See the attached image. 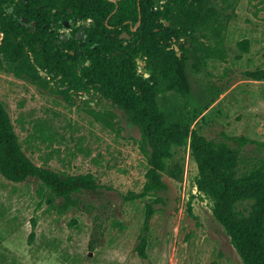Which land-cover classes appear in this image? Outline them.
<instances>
[{"label":"rangeland","instance_id":"rangeland-1","mask_svg":"<svg viewBox=\"0 0 264 264\" xmlns=\"http://www.w3.org/2000/svg\"><path fill=\"white\" fill-rule=\"evenodd\" d=\"M208 7L221 12L225 58L208 57L198 67L188 58L185 91L161 81L156 101L169 121L184 119L207 138H226L236 165L246 169L264 160V79L249 75L264 69V0H208ZM2 37L0 32V44ZM243 39L247 51L238 45ZM183 41L176 35L168 44L178 55L175 46ZM137 71L148 72L144 57H138ZM39 74L19 72L0 53V101L22 150L35 164L64 175L92 173L103 188L82 199L52 196L49 202L51 193L41 198L35 177L13 181L0 172V264H243L211 201L197 189L189 139L173 146L164 162L166 187L157 193L161 202L145 234L147 257H141L145 198H123L146 180L141 126L104 95L71 90L45 71Z\"/></svg>","mask_w":264,"mask_h":264},{"label":"trees","instance_id":"trees-1","mask_svg":"<svg viewBox=\"0 0 264 264\" xmlns=\"http://www.w3.org/2000/svg\"><path fill=\"white\" fill-rule=\"evenodd\" d=\"M220 15L208 7V0H166L159 6L154 0H0V53L7 62L30 77H39L43 70L71 90L100 93L126 109L141 126L148 145L146 180L140 191L123 198H145L137 245L143 258L147 257L145 234L161 202L157 193L166 187L164 162L172 156L173 146L189 139L198 168L197 189L211 201L215 219L243 264H264V160L239 169L235 148L226 138H207L184 119L169 121L156 101L161 81L168 89L185 91L188 58L196 67L208 57L225 58ZM75 18L92 20L82 44L75 38L80 27ZM65 20L76 25L68 39L60 38L57 31L58 26L65 27ZM122 30L132 37H119ZM176 35L185 40L179 44L180 55L168 44ZM238 45L247 51L249 41L243 39ZM138 57H144L148 76L137 71ZM249 75L264 79V69ZM232 139L245 142L242 137ZM0 172L13 181L35 177L40 197L51 193L49 202L53 197L82 199L85 193L103 188L92 173L64 175L32 162L1 101ZM35 228L32 218L29 241Z\"/></svg>","mask_w":264,"mask_h":264},{"label":"flooded vegetation","instance_id":"flooded-vegetation-1","mask_svg":"<svg viewBox=\"0 0 264 264\" xmlns=\"http://www.w3.org/2000/svg\"><path fill=\"white\" fill-rule=\"evenodd\" d=\"M114 1H116V0H114ZM91 21L92 20L90 18L85 19V20L84 19L77 20V23H78V25L80 24V27L75 32V38L79 41V44H82L86 41V29L89 26V24L91 23ZM64 25H65V28L67 29V31L64 33H66L68 35V38H69V34H71L73 29L76 27V25L73 23V21H67V20L64 21ZM135 28L136 27H132L133 30H135ZM125 33H126V35H128V37L126 36L124 38L130 39L132 37V34L128 33L126 30H122V32L119 33V37H121L120 35L125 34ZM77 34L80 35V37H77ZM112 34H114V33L112 32Z\"/></svg>","mask_w":264,"mask_h":264},{"label":"water","instance_id":"water-1","mask_svg":"<svg viewBox=\"0 0 264 264\" xmlns=\"http://www.w3.org/2000/svg\"><path fill=\"white\" fill-rule=\"evenodd\" d=\"M22 19L25 20L26 17H22ZM168 23H169L168 21H165V24H168ZM120 36L121 37H126V36L128 37V35H126V33L125 34H122ZM59 37L62 38V39H67L68 38V35L66 33L61 32ZM77 37H80V35L77 34ZM178 48H179L178 46H175V49H178ZM178 55H180V51H178ZM148 75L149 74L146 72L145 73V76H148Z\"/></svg>","mask_w":264,"mask_h":264},{"label":"built area","instance_id":"built-area-1","mask_svg":"<svg viewBox=\"0 0 264 264\" xmlns=\"http://www.w3.org/2000/svg\"><path fill=\"white\" fill-rule=\"evenodd\" d=\"M2 33V32H1Z\"/></svg>","mask_w":264,"mask_h":264}]
</instances>
